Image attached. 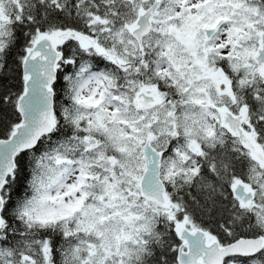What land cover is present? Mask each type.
<instances>
[{"label": "snow or ice", "instance_id": "obj_1", "mask_svg": "<svg viewBox=\"0 0 264 264\" xmlns=\"http://www.w3.org/2000/svg\"><path fill=\"white\" fill-rule=\"evenodd\" d=\"M0 264H264V0H0Z\"/></svg>", "mask_w": 264, "mask_h": 264}]
</instances>
